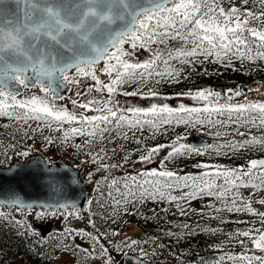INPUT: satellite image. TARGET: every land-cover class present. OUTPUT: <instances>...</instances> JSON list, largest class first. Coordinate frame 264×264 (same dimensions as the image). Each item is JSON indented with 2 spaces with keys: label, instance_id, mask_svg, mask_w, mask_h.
I'll use <instances>...</instances> for the list:
<instances>
[{
  "label": "snow or ice",
  "instance_id": "snow-or-ice-1",
  "mask_svg": "<svg viewBox=\"0 0 264 264\" xmlns=\"http://www.w3.org/2000/svg\"><path fill=\"white\" fill-rule=\"evenodd\" d=\"M206 64L246 74L264 71V0H0V118L9 121L0 128L20 133L7 149L24 164L13 178L39 172L55 195L65 196L64 186L51 175L53 162L34 157L41 152L37 139L43 151L71 149L83 157L77 167L91 166L85 179L94 195L86 207L65 199L36 213L37 219L87 217L93 231L66 226L60 233L64 241H73L61 245L62 253H80L78 259L88 264H120L114 252L135 249L146 258L150 253L142 245H154L152 256L166 247L158 236L141 241L124 235L115 243L111 237L122 233L101 231L93 219L98 210L110 224L124 215L147 222L162 213L198 214L243 225L214 246L223 252L215 264H264V99H251L249 94L258 89L243 85L223 91H161L193 74L209 75ZM61 89H75L71 108L60 103L65 99ZM171 100L181 102L173 106ZM181 126L205 129L216 142L196 146L177 134L167 144L147 145ZM129 143L137 147L128 149ZM253 152L259 156L246 155ZM206 156L210 159L193 165L198 174L175 170L179 159ZM220 156L244 157V163L212 162ZM0 157L12 159L2 144ZM136 165L141 167L130 171ZM195 200H207V213L191 207ZM148 203L159 208L150 209V217L140 212ZM4 206L25 215L17 220L0 211V219L21 237L39 235L27 220L33 204L13 193L0 200ZM224 212L249 219L228 221ZM173 227L162 233L176 244L200 232L223 231L187 222ZM77 237L86 238L89 246L75 244ZM234 245L239 251L231 250Z\"/></svg>",
  "mask_w": 264,
  "mask_h": 264
},
{
  "label": "trees",
  "instance_id": "trees-1",
  "mask_svg": "<svg viewBox=\"0 0 264 264\" xmlns=\"http://www.w3.org/2000/svg\"><path fill=\"white\" fill-rule=\"evenodd\" d=\"M204 68L208 69L209 75H204L202 72L200 75L193 74L191 79L188 81H183L178 86H164L161 88V91L167 93L173 92H180V91H187L189 88H201V87H211V88H220V91L224 90V87H235V85H239L240 83L251 81L257 77H264V71H256L252 72L251 74L241 73V72H233L231 70H225L223 68H218L215 65H204ZM253 66H247V71L251 72V68ZM216 71H219L220 75L214 74ZM9 123V121L5 118H0V124ZM193 132H202L207 139V143H215L216 141L213 139L212 136L207 134V130L200 129V128H189L187 130L184 129L183 126L176 128L174 131L169 130L166 135H157V137L153 139H149L146 141L147 145L151 147L154 144L168 141L172 137H175L177 134H187ZM147 134V133H146ZM16 136V140H19L20 133H16L14 128L4 129L0 128V144L4 146V144L8 143H15L16 140L12 139V136ZM119 142V141H118ZM196 145V144H192ZM196 145V146H202ZM137 145L135 143L127 144L128 149L136 148ZM5 150L9 152V149L5 147ZM247 156H251L252 158H257L259 153H247ZM0 159L5 160L6 164L10 160H7L6 157H0ZM209 157H196L194 159H179L175 162V170L180 172L181 174H198L199 169L193 167V165L200 161V160H209ZM212 162L214 163H223L228 166H236L241 163H244V157H235L233 159H229L224 156L212 158ZM94 195V192L92 196ZM207 200H195L191 202V207L199 213L201 209L207 213L208 209L205 208ZM159 207H167V205H160ZM152 208H157L158 206L152 203H148L145 206L140 208V212L145 216H152L151 211ZM95 210V209H94ZM4 212L6 215H10L17 220H24L19 219L17 216L11 214L10 209L7 206H4V210H0ZM102 210H98V214L93 219L96 220L97 226L101 231H106L109 229L115 230L117 232L126 231L132 224H136L139 228L137 231L130 232L129 235L134 239L138 240H146L149 237H159L160 243H163L166 247L163 249H155L156 255L152 256L151 252L154 250V245L149 243L147 245H142L147 251H149V256L146 259L153 260V259H162L167 261L170 264H202L198 260H193L194 256H202L208 252H218L219 256L223 254V252L218 251L214 246L220 245L222 241L226 240V233L233 232L237 228H242L243 225H238L236 223H220L219 220H212L208 218H201L198 214H192L188 217H181L179 215H171V214H161L160 219H149L147 222L143 219H140L138 216L134 215H124L122 218L117 220L116 224H110L108 222H104L100 218V212ZM175 211V209H172ZM226 220L228 221H235L237 219H244L247 220L249 217L244 216L243 214H230L224 212L221 214ZM123 221H127L128 223H123ZM169 221L171 223H169ZM181 222H187L193 226L197 223L201 225V227H212V228H220L223 231L218 232L216 235H211L208 232H200L194 238L190 240L181 241V243L176 244L165 235H163L162 230H167L168 228H173L176 224H180ZM36 232L39 235H27L21 237L18 234L17 229L10 224L8 221L4 219H0V264H16V257L15 254H21L25 260L29 264H58L56 260V253L58 249L63 244L61 241L64 242L63 238H60L61 235L59 234L58 230L48 231L43 233L40 229L33 226ZM113 241H117L116 243L120 242L122 238L116 240L115 237H111ZM225 250H228L227 248ZM232 251H239L238 246H233ZM125 252H131L135 254L140 253L133 249L128 250L124 249ZM173 253H176V256H173ZM82 254L79 253V257ZM145 258V257H144ZM207 260L203 264H215L218 260ZM70 264V263H65ZM74 264H88L85 259H78Z\"/></svg>",
  "mask_w": 264,
  "mask_h": 264
},
{
  "label": "water",
  "instance_id": "water-1",
  "mask_svg": "<svg viewBox=\"0 0 264 264\" xmlns=\"http://www.w3.org/2000/svg\"><path fill=\"white\" fill-rule=\"evenodd\" d=\"M60 91L62 95L69 92L67 89H61ZM189 142L201 145L207 143V139L204 133L193 132L189 136ZM34 157L47 159L42 153H34ZM51 161L55 169L51 175H55L64 186V197L55 195L47 186L46 179L41 178L42 174L39 172L27 176L22 173L21 176L13 178L15 172L24 167L21 159H15L8 165L0 164V200H9L12 198L13 193H15L21 195L26 203H31L34 207H44L47 209V205H55L57 201L63 202L65 199L77 203L78 206L83 205L88 197V189L81 170L64 158L51 159ZM73 181L77 182L73 183ZM35 226H38L44 232L52 228V224L38 223ZM135 257L143 260L145 264H165L158 259L149 261L134 253L126 254L119 262L120 264H124V262L126 264H137L134 261ZM214 258H217V253L208 252L201 257L194 256L192 259L204 262L205 260Z\"/></svg>",
  "mask_w": 264,
  "mask_h": 264
},
{
  "label": "rangeland",
  "instance_id": "rangeland-1",
  "mask_svg": "<svg viewBox=\"0 0 264 264\" xmlns=\"http://www.w3.org/2000/svg\"><path fill=\"white\" fill-rule=\"evenodd\" d=\"M239 85H243V86H247L248 88L251 89H258L257 91L251 92L250 98L251 99H264V77H257L252 79L251 81L248 82H244V83H240ZM229 87H224V90L227 89ZM220 88H216V90H219ZM75 89H72L67 95H65V99L63 101H60V103L63 104H67L68 107H72L71 103H70V99L71 98H75L74 95ZM164 92V91H162ZM166 94H174L176 92L173 93H167L164 92ZM125 98L121 97V100L123 101ZM131 99V98H129ZM135 103H140V104H145L146 102L144 101H133ZM169 103L173 104V106L177 105L179 102H181L180 100H171L168 101ZM184 103L186 104H192L193 102L188 100V99H184L183 100ZM190 133L185 134L187 136V140H188V136ZM174 137H172L170 140L168 141H164V142H160L157 144H167L169 143ZM187 140L185 141L187 143ZM25 143H29L31 144L32 141H25ZM7 144H4V147L7 148ZM156 145V144H154ZM152 145V146H154ZM36 146L41 148V152L43 153L47 158H59V157H63L68 159L69 161L73 162L75 165L79 164L80 159H83L82 156L77 157L76 153L74 152V150L71 149H66V148H50L48 149L46 152L43 151V144L42 142L37 139L36 140ZM166 151V150H165ZM9 155L12 156V159L15 158H19L16 157L14 155V153L9 149ZM163 155V153L161 154ZM242 164V163H241ZM240 165V164H239ZM155 166V164L153 165H149V166H145V167H153ZM82 170V173L84 175V178L86 176V172L91 170V166L90 165H83L81 164L79 166ZM141 166L140 165H136L135 169H130V171H135L137 169H139ZM86 180V179H85ZM87 187L89 189V198L92 196L93 194V186L88 184L86 181ZM87 204L83 207H86ZM0 210H4V207H0ZM11 214H13L14 216H17L19 219H25V215L17 210H15L14 208L10 209ZM37 212H41L38 211L36 209L32 210V214L27 216V220L28 222L33 226V224L35 222H41V223H53L54 226V230H58L59 234L62 233L63 229L67 226V227H72L75 229H85L87 231H93V229L90 226H87V217H85L84 220H76V219H69V220H65L63 217H60L59 215L56 216H52V215H48L46 217H44L43 219H37L36 218V213ZM139 230L138 226L136 224H132L126 231H120V233H122V235H118L116 236V240H119L120 238H122L124 235H129L130 232L133 231H137ZM60 238H63L62 236ZM62 243H68V244H73V241L71 239L67 240V241H61ZM115 243L117 241H114ZM75 244H80L83 247H88L89 246V241L86 238L83 237H77L74 241ZM126 252L123 251V253L121 252H114V255L117 257L118 261L121 259V257L125 254ZM16 257V264H29L25 258L21 255V254H15ZM79 257V253L76 256L71 255L70 253H62L60 248L58 249L57 253H56V260L58 262V264H65V263H70V264H74L76 263V261L78 260ZM138 261H141L140 259H136V263ZM170 264V263H168Z\"/></svg>",
  "mask_w": 264,
  "mask_h": 264
}]
</instances>
